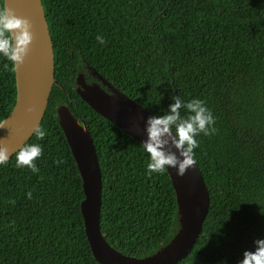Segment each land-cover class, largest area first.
<instances>
[{
    "label": "trees",
    "instance_id": "16d2710c",
    "mask_svg": "<svg viewBox=\"0 0 264 264\" xmlns=\"http://www.w3.org/2000/svg\"><path fill=\"white\" fill-rule=\"evenodd\" d=\"M41 3L55 84L38 128L44 136L35 132L26 143L42 147L39 171L17 167L16 154L0 166V264H98L80 213L81 178L58 125L61 105L86 123L93 140L106 242L143 258L178 228L166 171L146 174L141 144L75 93L86 65L155 116L177 95L205 101L216 131L197 136L194 152L210 207L192 251L177 264H239L264 239V0ZM15 99L13 63L0 57V122Z\"/></svg>",
    "mask_w": 264,
    "mask_h": 264
},
{
    "label": "water",
    "instance_id": "95a60500",
    "mask_svg": "<svg viewBox=\"0 0 264 264\" xmlns=\"http://www.w3.org/2000/svg\"><path fill=\"white\" fill-rule=\"evenodd\" d=\"M14 16L29 24L31 41L20 64H14L16 99L8 116L0 122V148L10 159L33 136L44 117L55 84L52 42L41 0H2ZM94 80L83 73L75 78V93L95 113L142 144L146 120L155 116L107 82L86 65ZM58 125L81 178L83 200L80 213L92 256L98 264H177L192 251L210 207L209 190L197 165L183 174L174 168L166 173L177 206L178 228L172 238L153 254L135 258L112 248L100 228L102 180L91 134L84 121L76 119L67 106L56 110ZM169 148L172 152L175 149ZM8 159V160H9Z\"/></svg>",
    "mask_w": 264,
    "mask_h": 264
},
{
    "label": "clouds",
    "instance_id": "9594fccd",
    "mask_svg": "<svg viewBox=\"0 0 264 264\" xmlns=\"http://www.w3.org/2000/svg\"><path fill=\"white\" fill-rule=\"evenodd\" d=\"M96 39L104 43L102 37L97 36ZM30 41L28 22L0 5V57L14 64L22 63ZM214 124L213 114L204 100L193 98L185 102L177 95L163 115L146 120V139L141 144L148 159L146 174L163 173L169 168L183 174L194 166L197 163L194 150L199 147L197 136L213 134L216 131ZM36 134L41 138L44 136L40 129L36 130ZM169 145L175 152L170 150ZM41 155V145L24 144L16 153V166L27 167L37 173L39 169L35 161ZM8 159L5 149L0 148V166L6 165ZM27 195L30 197L31 193ZM253 243L254 251L243 252L239 264H264V239Z\"/></svg>",
    "mask_w": 264,
    "mask_h": 264
},
{
    "label": "flooded vegetation",
    "instance_id": "af4514ba",
    "mask_svg": "<svg viewBox=\"0 0 264 264\" xmlns=\"http://www.w3.org/2000/svg\"><path fill=\"white\" fill-rule=\"evenodd\" d=\"M85 70H86V66H85ZM86 73H87V75L84 74L86 82H87V83H92L94 80H93L92 77L88 74L87 70H86ZM88 76L91 77V80H90V78H88Z\"/></svg>",
    "mask_w": 264,
    "mask_h": 264
}]
</instances>
